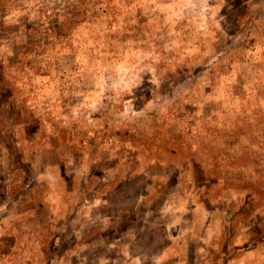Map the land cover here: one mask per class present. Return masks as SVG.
<instances>
[{
    "label": "rangeland",
    "instance_id": "rangeland-1",
    "mask_svg": "<svg viewBox=\"0 0 264 264\" xmlns=\"http://www.w3.org/2000/svg\"><path fill=\"white\" fill-rule=\"evenodd\" d=\"M0 264H264V0H0Z\"/></svg>",
    "mask_w": 264,
    "mask_h": 264
}]
</instances>
